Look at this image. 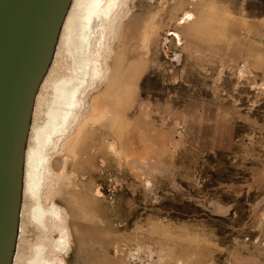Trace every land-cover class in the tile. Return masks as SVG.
Here are the masks:
<instances>
[{
	"label": "rangeland",
	"instance_id": "374dc122",
	"mask_svg": "<svg viewBox=\"0 0 264 264\" xmlns=\"http://www.w3.org/2000/svg\"><path fill=\"white\" fill-rule=\"evenodd\" d=\"M234 1L237 19L226 20L214 17L205 0L195 2L196 12L183 9L174 18L185 0H129L128 17L108 44L107 80L86 97L89 105L100 95L113 115L86 130L75 160L66 158L64 175L55 172L43 191L44 206L56 203L66 217L65 264H264V0ZM74 2L36 98L14 264H27L45 233L51 241L62 235L56 221L46 218L45 229L32 219L26 168L55 80L73 71L66 26ZM148 22L154 26L144 41ZM241 26L255 33H245V41L259 42L250 51L253 65L226 63L222 52L189 44L179 32L187 27L197 37H224ZM141 114L182 137L178 155L124 156L116 140L128 116ZM99 144L105 153L97 152Z\"/></svg>",
	"mask_w": 264,
	"mask_h": 264
},
{
	"label": "bare ground",
	"instance_id": "6f19581e",
	"mask_svg": "<svg viewBox=\"0 0 264 264\" xmlns=\"http://www.w3.org/2000/svg\"><path fill=\"white\" fill-rule=\"evenodd\" d=\"M128 4L129 0L74 2L73 13L66 26V44L74 62L73 71L70 76L55 80L47 120L35 130V143L29 152L26 168V185L35 200L31 211L32 219L45 229H48L46 218L56 221L62 235L58 240L51 241L50 235L45 233L41 243L32 246L27 264H65L61 254L68 251L69 247L68 231L64 227L66 217L56 203L49 208L44 206L43 191L54 178L55 172H64L66 158L75 160L86 130L113 115L111 105L103 102L100 95L92 96L89 105L86 97L92 86H98L100 81L107 80L108 58L111 53L108 44L120 29L123 17L128 15ZM144 26L145 41L149 40L154 23L152 26L148 22ZM88 106V115L81 119L80 112L85 111ZM48 190L52 195L51 187Z\"/></svg>",
	"mask_w": 264,
	"mask_h": 264
},
{
	"label": "water",
	"instance_id": "95a60500",
	"mask_svg": "<svg viewBox=\"0 0 264 264\" xmlns=\"http://www.w3.org/2000/svg\"><path fill=\"white\" fill-rule=\"evenodd\" d=\"M73 0H0V264H14L36 98Z\"/></svg>",
	"mask_w": 264,
	"mask_h": 264
},
{
	"label": "crops",
	"instance_id": "0c3cea01",
	"mask_svg": "<svg viewBox=\"0 0 264 264\" xmlns=\"http://www.w3.org/2000/svg\"><path fill=\"white\" fill-rule=\"evenodd\" d=\"M192 1H194L193 4ZM196 1L197 0H185V2L179 7V10L171 12V18L180 15L183 9L196 12ZM205 1L208 2V5H210L211 8H213L210 12L214 17L224 18L226 20L237 19L233 16L231 11L235 2L234 0ZM176 4L177 2L175 5ZM228 14H231L232 16H229ZM229 30L230 33H227L224 37L217 34H207L202 37H197L194 33L188 30L187 27H182L179 32L182 39H185L189 44H201V49H209L211 53L218 51L222 52L219 56L222 57L226 63H238L242 60L253 65L250 51L258 50L260 48L259 42H257V40L245 41L243 35L245 33H255H252V31L245 32L243 26L239 28L230 27ZM199 40L201 43L196 42H199ZM230 50H234V54L229 53ZM248 58L251 59L248 60ZM203 65L204 64L197 66ZM204 66H206V64ZM128 120L129 125L127 129H125L123 135L116 140L118 147L121 148L125 157L128 156L129 159L137 161L170 158L178 155L183 149L184 141L182 137L175 135L172 128L163 127L157 124L154 120L148 119L144 114L134 117L128 116ZM111 136L110 140L114 139L112 134ZM99 146L100 144L97 146V152L100 154L105 153L106 147L102 146L99 148Z\"/></svg>",
	"mask_w": 264,
	"mask_h": 264
}]
</instances>
